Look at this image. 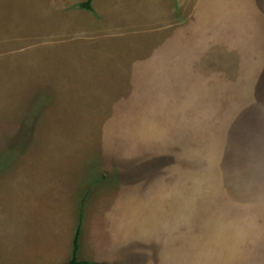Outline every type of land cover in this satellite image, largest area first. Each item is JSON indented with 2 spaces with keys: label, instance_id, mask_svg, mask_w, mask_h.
<instances>
[{
  "label": "rangeland",
  "instance_id": "374dc122",
  "mask_svg": "<svg viewBox=\"0 0 264 264\" xmlns=\"http://www.w3.org/2000/svg\"><path fill=\"white\" fill-rule=\"evenodd\" d=\"M86 1L0 0V264H264V0Z\"/></svg>",
  "mask_w": 264,
  "mask_h": 264
},
{
  "label": "trees",
  "instance_id": "16d2710c",
  "mask_svg": "<svg viewBox=\"0 0 264 264\" xmlns=\"http://www.w3.org/2000/svg\"><path fill=\"white\" fill-rule=\"evenodd\" d=\"M92 2H93V0H87L86 2L79 4V7L82 10H85V11H92L93 10ZM81 217H80V219H81ZM80 233H81V225H79V227L77 228V231H76V234H75V237H74V241H73L74 254H73V257L66 264H91L90 262L79 261L78 258H77V252H78V249H79V244L78 243H79L80 235H81Z\"/></svg>",
  "mask_w": 264,
  "mask_h": 264
}]
</instances>
